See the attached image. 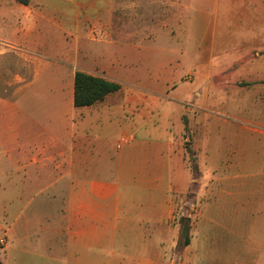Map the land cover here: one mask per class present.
Masks as SVG:
<instances>
[{
  "label": "crops",
  "instance_id": "0c3cea01",
  "mask_svg": "<svg viewBox=\"0 0 264 264\" xmlns=\"http://www.w3.org/2000/svg\"><path fill=\"white\" fill-rule=\"evenodd\" d=\"M31 4L0 0V48L23 45L22 25L33 16L40 19ZM197 18L224 24L208 45H179L170 52L175 58L148 74L122 70L126 83L90 68L63 66L57 75L46 69L12 96H0V179L17 182L24 194L31 190L32 196L45 197L35 204L10 205L5 256L43 253L62 264H97L105 249L111 251L109 264L129 260L127 247L123 253L113 249L117 239L124 245L130 233L143 243L156 238V228L169 217L177 182H182L180 191L188 189L178 141L184 114L204 181L203 166L220 164L229 142L234 164L251 163L256 135H264V4L250 9L247 3L219 0L199 12L191 0L184 19ZM51 19L48 13L45 30L53 27ZM152 31L160 33V26ZM62 51L72 62L81 58L80 42L71 53L63 45ZM77 71L118 83L120 89L91 106L75 107ZM41 232L46 249L31 240Z\"/></svg>",
  "mask_w": 264,
  "mask_h": 264
},
{
  "label": "rangeland",
  "instance_id": "374dc122",
  "mask_svg": "<svg viewBox=\"0 0 264 264\" xmlns=\"http://www.w3.org/2000/svg\"><path fill=\"white\" fill-rule=\"evenodd\" d=\"M31 1L32 10L40 19L33 16L26 26L22 25L26 32L22 35L23 45L7 50L0 48L2 97L12 96L23 82H33L46 69L54 70L57 75L63 66L70 71L90 68L107 79L126 83L120 75L122 70L136 75L148 74L154 66L175 58L170 52L179 45H208L212 33L217 36L224 24L219 20L200 18L185 20L184 13L191 0H60V3L47 5L40 4V0ZM218 1L192 0V7L207 12ZM229 2L247 3L250 9L260 2L264 4V0ZM48 13L53 27L45 30L42 25L48 24L44 21ZM203 16L207 17L206 14ZM158 25L160 33H154L152 28ZM79 42L81 58L75 62L66 59L62 45L71 53L73 44ZM94 52H97V58ZM253 55L251 53L250 58ZM3 56L5 58L1 59ZM121 63L128 66L123 67ZM181 119L185 130L178 141L184 148V169L188 171L187 181H190L188 189L180 191L182 182H177L180 186L171 193L169 217L155 230L157 239L149 237L143 243L133 233L124 245L120 238L117 239L113 249L123 253L127 247L125 252L130 253L129 260L121 264H264V135H256V147L249 153L251 163L234 164V159L229 157L231 143L225 145L220 164L203 166L204 181L192 149L188 115H182ZM232 175L244 179L221 181L219 178ZM16 183L0 179V262L62 264L43 253L4 255L10 205L17 208L29 200L35 204L45 199L32 196L31 190L28 194L17 191ZM182 218H187L190 223L191 242L185 248L178 245ZM31 240L39 242L44 249L49 245L44 232L38 236L34 233ZM31 240L25 242L26 245H30ZM110 252L103 249V259L97 264H109Z\"/></svg>",
  "mask_w": 264,
  "mask_h": 264
},
{
  "label": "trees",
  "instance_id": "16d2710c",
  "mask_svg": "<svg viewBox=\"0 0 264 264\" xmlns=\"http://www.w3.org/2000/svg\"><path fill=\"white\" fill-rule=\"evenodd\" d=\"M18 3L28 5L29 0H16ZM120 89L118 83L96 77L88 73L77 71L74 78V105L75 107H88L103 100L108 94ZM179 247L185 248L191 242L190 223L182 218Z\"/></svg>",
  "mask_w": 264,
  "mask_h": 264
},
{
  "label": "water",
  "instance_id": "95a60500",
  "mask_svg": "<svg viewBox=\"0 0 264 264\" xmlns=\"http://www.w3.org/2000/svg\"><path fill=\"white\" fill-rule=\"evenodd\" d=\"M0 264H2V263L0 262Z\"/></svg>",
  "mask_w": 264,
  "mask_h": 264
}]
</instances>
